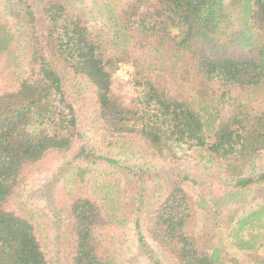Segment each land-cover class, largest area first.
<instances>
[{
  "label": "trees",
  "instance_id": "trees-1",
  "mask_svg": "<svg viewBox=\"0 0 264 264\" xmlns=\"http://www.w3.org/2000/svg\"><path fill=\"white\" fill-rule=\"evenodd\" d=\"M29 2L25 19L31 30L41 25L42 37L31 34L23 71H13L21 63L11 30L0 27V264H126L120 261L126 210L134 207L138 230L135 212L152 176L134 170L120 189L109 168L116 162L101 155L111 141L142 142L155 160L176 162L165 153L194 150L220 164L235 190L256 186L264 197V172L240 176L243 164L264 160V101L253 110L235 105L211 128L197 105L214 88H264V0H115L111 13L121 37L112 49L71 0ZM123 66L134 92L127 106L112 86ZM165 77L185 93L171 94ZM77 97L92 107L82 132L72 105ZM68 154L72 189L59 202L65 234L49 256L28 214L27 189L45 161ZM155 205L148 230L177 264H240L200 244L189 225L206 206L189 205L184 189L173 187ZM230 238L253 264H264V205L238 219ZM138 241L143 246L141 234Z\"/></svg>",
  "mask_w": 264,
  "mask_h": 264
},
{
  "label": "rangeland",
  "instance_id": "rangeland-1",
  "mask_svg": "<svg viewBox=\"0 0 264 264\" xmlns=\"http://www.w3.org/2000/svg\"><path fill=\"white\" fill-rule=\"evenodd\" d=\"M23 1L25 2L0 0V27L5 24L11 30L13 40L10 47L14 55H18L21 63V66L18 64L19 68H14L13 71H23L25 62L30 59L31 34L36 33L35 38L42 37L41 25L35 24L36 29L31 30L32 25L25 19L28 17L25 13L26 6L31 4L29 2L31 0ZM114 1L71 0L69 3L83 16L89 29L100 34L109 49H112L113 44L119 42L118 39L121 37L111 13L112 8L117 9ZM4 57L5 55H2V58ZM128 78L129 68L124 66L117 70L113 77V91L118 96L121 106L129 105L134 97L133 88L127 83ZM166 79L167 90L171 94L179 90L185 93L186 89L181 90L177 82ZM262 101L264 88L245 91L214 88L209 96L198 100L197 105L206 128H211L227 119L235 105L253 110ZM72 105L80 132L86 131V125L89 126L91 120V104L86 99L77 97ZM76 144L79 146V143ZM146 149L142 142L121 139L111 141V144L103 147L101 151L102 156L116 162L109 168L112 169L111 175L117 180L120 189L126 183L125 180L132 177L134 170L143 169L152 176L149 188H146L141 213L135 212L136 218H139L138 230L134 224V207H128L126 210L131 215L125 214V226L120 233L121 239L125 241L120 247V261L126 264H177L172 255L153 239L147 227V219L153 206L156 204V207L173 187L178 186L186 192L189 205L194 208L197 203L206 206V210L201 211L202 218L198 217L196 222L189 225L190 229L194 227L195 232L199 234V242L204 249L218 248L225 257H232L240 264H253L245 252L235 248L230 231L238 219L264 205L262 189L255 186L249 190H235L229 175L220 170V164L212 162V159L205 160V157L194 150L173 149L165 153L174 154L176 159L174 162L170 157L155 160L147 155ZM67 162H70L69 154L67 157L60 156L45 161L27 189L28 214L38 224L49 256L58 248V238L65 234L66 216L59 202L64 204L72 189L71 180L68 179L70 167H66ZM262 172L264 160H251L243 164L240 176H256ZM233 173L237 174L235 171ZM138 234L143 238V246L138 241ZM63 258L61 257V263L64 262Z\"/></svg>",
  "mask_w": 264,
  "mask_h": 264
}]
</instances>
